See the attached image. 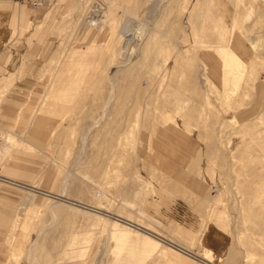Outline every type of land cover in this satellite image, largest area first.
<instances>
[{
	"label": "rangeland",
	"instance_id": "rangeland-1",
	"mask_svg": "<svg viewBox=\"0 0 264 264\" xmlns=\"http://www.w3.org/2000/svg\"><path fill=\"white\" fill-rule=\"evenodd\" d=\"M11 1L33 15L0 103L42 71L33 47L55 40L53 68L107 37L85 86L48 92L74 97L56 184L30 190L0 264H264V0ZM0 132L3 173L18 139Z\"/></svg>",
	"mask_w": 264,
	"mask_h": 264
},
{
	"label": "crops",
	"instance_id": "crops-1",
	"mask_svg": "<svg viewBox=\"0 0 264 264\" xmlns=\"http://www.w3.org/2000/svg\"><path fill=\"white\" fill-rule=\"evenodd\" d=\"M15 3L0 0V46L4 42L3 33H11L13 38L12 43L7 40L0 50V99L15 79L11 71L4 72V68H8L9 63L14 61L9 52L20 38L27 36L22 28L28 25L29 14L30 17L33 15L31 12L27 14V11H23ZM102 29L94 30L90 39L85 35L82 43L80 39L78 45L70 46L78 49L70 50L57 67L51 68V63L55 62L53 54L58 52L55 40L33 47L31 67L41 64L42 71L37 76L26 74L20 83V89L24 92L18 93V88H15L13 93L10 92L13 97H5L0 103V126L18 139V144L13 146L11 154L4 160L3 173H0L7 181L17 185L15 189L2 187L0 190L1 245L7 242L14 217L32 194L30 190L52 193L57 180V173L51 164L52 139L58 125L68 116L74 97L52 100L48 92L52 88H74L78 92L85 86L103 51L107 32L101 34ZM67 50L69 49L66 48L65 51ZM5 57L6 61H3ZM71 58L73 62H69ZM62 196L64 195L59 196L61 200ZM29 204L36 205L33 198ZM20 215L21 213L17 215V219Z\"/></svg>",
	"mask_w": 264,
	"mask_h": 264
},
{
	"label": "bare ground",
	"instance_id": "bare-ground-1",
	"mask_svg": "<svg viewBox=\"0 0 264 264\" xmlns=\"http://www.w3.org/2000/svg\"><path fill=\"white\" fill-rule=\"evenodd\" d=\"M33 4L34 5H36V6H38L40 3H39V1H34L33 2ZM93 23V22H92ZM138 51H136L135 53H134V56H135V54L137 53ZM134 56H133V58H134ZM132 61V60H131ZM117 70V67H114V68H112V70H111V73L113 74L114 73V71H116ZM113 71V72H112ZM66 186V185H65ZM59 199V200H58ZM56 200H57V202L58 203H60L61 202V198L60 197H58V198H56ZM54 208H55V206L53 207L52 206V209H53V211H54ZM54 214H55V212H54ZM102 257H103V255L102 256H99L98 258H97V260H96V264H99L100 262H101V260H102ZM13 258H14V256H13ZM14 261V260H13Z\"/></svg>",
	"mask_w": 264,
	"mask_h": 264
},
{
	"label": "built area",
	"instance_id": "built-area-1",
	"mask_svg": "<svg viewBox=\"0 0 264 264\" xmlns=\"http://www.w3.org/2000/svg\"><path fill=\"white\" fill-rule=\"evenodd\" d=\"M1 136H2V133L0 132V140L2 141V138H1Z\"/></svg>",
	"mask_w": 264,
	"mask_h": 264
}]
</instances>
